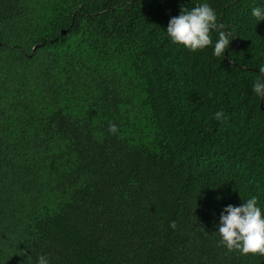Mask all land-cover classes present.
<instances>
[{
  "label": "trees",
  "instance_id": "obj_1",
  "mask_svg": "<svg viewBox=\"0 0 264 264\" xmlns=\"http://www.w3.org/2000/svg\"><path fill=\"white\" fill-rule=\"evenodd\" d=\"M203 2L232 33L224 58L215 31L197 53L167 35ZM257 7L0 0V264H264L218 233L229 205L264 212Z\"/></svg>",
  "mask_w": 264,
  "mask_h": 264
},
{
  "label": "clouds",
  "instance_id": "obj_2",
  "mask_svg": "<svg viewBox=\"0 0 264 264\" xmlns=\"http://www.w3.org/2000/svg\"><path fill=\"white\" fill-rule=\"evenodd\" d=\"M242 14L250 17L251 11H244ZM252 16L264 21V9L254 8ZM223 29L224 25L217 22L213 7L203 2L191 9L183 7L178 17L170 19L166 32L173 44L197 53L213 46L212 33L215 31L218 33V39L214 43V55L224 58L233 37L232 33ZM259 73L253 85V92L257 97L264 99V66L259 68ZM215 118L223 121L224 113L217 112ZM117 131V126L110 123L109 132L116 134ZM171 227L175 229L176 223L173 222ZM218 233L221 237L220 244L229 252L264 256V212L258 207L257 198L251 197L243 202L242 206H227L221 214ZM38 264H48L47 257L41 255Z\"/></svg>",
  "mask_w": 264,
  "mask_h": 264
}]
</instances>
